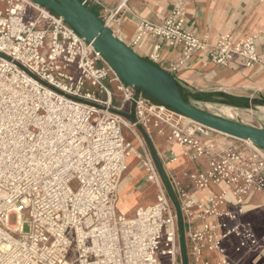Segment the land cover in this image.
Instances as JSON below:
<instances>
[{"label":"built area","instance_id":"2783aa9c","mask_svg":"<svg viewBox=\"0 0 264 264\" xmlns=\"http://www.w3.org/2000/svg\"><path fill=\"white\" fill-rule=\"evenodd\" d=\"M79 1L107 26L118 14L104 0ZM185 17L177 4L163 24L144 20L137 30L136 42L157 40L148 58L154 64L162 44L181 49L170 75L198 52L216 66L261 63L258 35H224L211 46L185 29ZM132 110L135 124L124 117ZM200 128L126 85L47 7L0 0V264H182L177 213L151 158L145 168L158 186L156 202L132 217L117 213L118 188L136 153L127 133L137 137L138 130L167 135L185 155L207 159L205 172L189 176L196 189L226 187L208 205L196 204L167 176L184 220L188 264H213L206 254H217L216 264H236L225 246L232 239L237 254L264 250V238L241 219L247 200L264 193V150L246 141L221 149L204 141ZM228 205L233 210L223 209Z\"/></svg>","mask_w":264,"mask_h":264},{"label":"crops","instance_id":"0c3cea01","mask_svg":"<svg viewBox=\"0 0 264 264\" xmlns=\"http://www.w3.org/2000/svg\"><path fill=\"white\" fill-rule=\"evenodd\" d=\"M104 1L110 11L118 10V14L109 23L111 30L138 56L146 59L152 54L157 40L146 36L136 42L139 25L144 20L157 25L163 24L177 4H183L186 10L185 29L211 46L217 44L224 35L232 36L235 41L258 35L256 50L261 63L255 68L248 69L242 61L237 59L232 60L228 67L216 66L210 62L206 52H198L172 76L185 86L196 89L206 96L226 93L230 97L229 104L221 106L225 109L223 111H219L218 108H214V111H219L221 115L232 121L264 128V106L261 105L264 102V35L260 34L264 26V0ZM101 16L104 17V14ZM180 53L179 47H170L164 43L160 51V59L155 65L169 72L170 66L178 59ZM233 98L244 100V102L250 100L260 102V105L252 107L253 116H248L253 122L244 120L238 114V120L231 116L235 113L232 110L239 108V106L231 105ZM218 99L222 100L219 97ZM210 105L215 104H208ZM138 132L137 137L127 133L128 139L132 140L135 146L136 153L128 158L127 170L118 188L117 213L126 217L134 216L139 208L153 205L158 194V186L148 179L145 168L147 159H152V156L148 145L145 144L143 132L140 130ZM199 134L204 141L213 142L221 149L245 147V142L242 140L208 129L200 128ZM150 139L166 176L171 175L177 178L194 203L208 205L213 194H220L226 190L224 185L213 186L206 190L196 189L189 176L205 172L208 169L207 159L185 155L179 146L168 141L167 135H160L156 131L152 133ZM229 201H232L231 197ZM120 203L123 205V211L119 208ZM223 209L233 210V207L228 205ZM244 212L242 221L250 224L256 238L262 240L264 238V193L251 196L247 200ZM209 220L214 221L215 219L210 218ZM201 225L202 221L197 222V229H200ZM236 245L235 239L225 244L229 260L236 264H264V250L244 251L237 254ZM206 257L213 264H216L219 259L217 254H206Z\"/></svg>","mask_w":264,"mask_h":264},{"label":"water","instance_id":"95a60500","mask_svg":"<svg viewBox=\"0 0 264 264\" xmlns=\"http://www.w3.org/2000/svg\"><path fill=\"white\" fill-rule=\"evenodd\" d=\"M47 7L62 18L77 34L99 52L119 78L128 86L143 93L155 103L170 110H174L196 124L202 130H211L231 138L250 142L264 150V128L252 127L240 122L227 119L219 111L209 110L208 104H229L230 97L226 93L211 95L201 94L198 90L189 88L174 76L162 70L149 59L138 56L128 47L104 21L90 8L79 0H30ZM222 100L218 101L217 98ZM227 100V101H226ZM203 104L205 107H199ZM260 105L258 100H250L239 104V108L246 109ZM264 106V102L262 104ZM124 117L132 124L136 123L135 112ZM149 147L152 160L164 188L172 201L178 218L180 255L182 264H188L186 255L185 227L180 208L164 170L156 153L154 144L149 136L144 135Z\"/></svg>","mask_w":264,"mask_h":264},{"label":"rangeland","instance_id":"374dc122","mask_svg":"<svg viewBox=\"0 0 264 264\" xmlns=\"http://www.w3.org/2000/svg\"><path fill=\"white\" fill-rule=\"evenodd\" d=\"M49 53V47L47 46L46 49L44 51L41 52V55L44 56L45 58L48 56ZM218 101H220V99H218ZM199 107H205L203 104H198ZM221 104H219V102L215 105H210V106H206L209 110H213L214 108H218L219 110H225L224 108H222ZM229 111V110H226ZM234 113V115H231L232 117L236 118L238 120L237 114L242 116V118L246 121L250 120V122L252 119H249L248 116H253V110L252 108H246V109H242V108H236V110H232ZM255 124V123H254ZM139 134V132L137 133ZM122 203H120L119 208L123 211V207H122ZM169 232V228H166L164 233L167 234ZM163 263L164 264H171L170 259L169 258H163Z\"/></svg>","mask_w":264,"mask_h":264},{"label":"trees","instance_id":"16d2710c","mask_svg":"<svg viewBox=\"0 0 264 264\" xmlns=\"http://www.w3.org/2000/svg\"><path fill=\"white\" fill-rule=\"evenodd\" d=\"M92 11L98 15V11L96 9H92ZM99 16V15H98ZM206 99L209 98V96L205 97ZM244 100L233 98L231 99V105L238 106L239 104H242Z\"/></svg>","mask_w":264,"mask_h":264},{"label":"bare ground","instance_id":"6f19581e","mask_svg":"<svg viewBox=\"0 0 264 264\" xmlns=\"http://www.w3.org/2000/svg\"><path fill=\"white\" fill-rule=\"evenodd\" d=\"M220 111V110H219ZM226 116V115H225ZM144 162V161H143Z\"/></svg>","mask_w":264,"mask_h":264}]
</instances>
